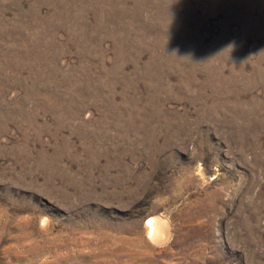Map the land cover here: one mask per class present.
Returning <instances> with one entry per match:
<instances>
[{
  "label": "rangeland",
  "instance_id": "obj_1",
  "mask_svg": "<svg viewBox=\"0 0 264 264\" xmlns=\"http://www.w3.org/2000/svg\"><path fill=\"white\" fill-rule=\"evenodd\" d=\"M0 264H264V0H0Z\"/></svg>",
  "mask_w": 264,
  "mask_h": 264
},
{
  "label": "bare ground",
  "instance_id": "obj_2",
  "mask_svg": "<svg viewBox=\"0 0 264 264\" xmlns=\"http://www.w3.org/2000/svg\"><path fill=\"white\" fill-rule=\"evenodd\" d=\"M145 225L148 227V233L161 236L163 234V229L161 228L158 220L149 218ZM164 235V234H163ZM160 238V237H159Z\"/></svg>",
  "mask_w": 264,
  "mask_h": 264
}]
</instances>
